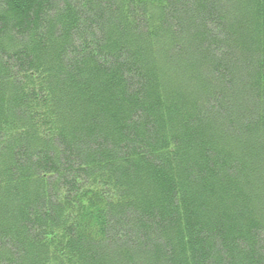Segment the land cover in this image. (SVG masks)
I'll list each match as a JSON object with an SVG mask.
<instances>
[{"label": "trees", "instance_id": "1", "mask_svg": "<svg viewBox=\"0 0 264 264\" xmlns=\"http://www.w3.org/2000/svg\"><path fill=\"white\" fill-rule=\"evenodd\" d=\"M0 264H264V0H0Z\"/></svg>", "mask_w": 264, "mask_h": 264}]
</instances>
